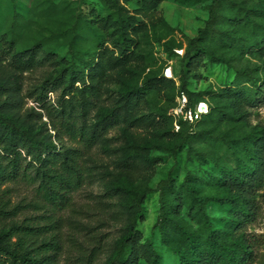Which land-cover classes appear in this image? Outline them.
Returning a JSON list of instances; mask_svg holds the SVG:
<instances>
[{
	"label": "trees",
	"instance_id": "obj_1",
	"mask_svg": "<svg viewBox=\"0 0 264 264\" xmlns=\"http://www.w3.org/2000/svg\"><path fill=\"white\" fill-rule=\"evenodd\" d=\"M11 1L12 14L0 33V193L7 192L3 188L9 183L25 181L34 185L49 206L50 213L43 217L52 223L31 222L27 218L19 221L20 207L9 208L8 201L2 199L0 264H57L61 245L56 234L49 235V229L64 220L62 216L54 219L55 213L71 207L73 194L89 183L104 189L93 197L105 218L115 223L126 222L106 264H141L142 260L161 264V253L153 241L142 243L138 230L139 222L145 220L146 200L154 193L158 194L160 204L154 227L161 230L166 246L178 256V264H250L253 249L240 229L252 217L248 190L264 174V139L253 133L234 136L230 131L204 130L217 116L234 118L231 111L220 105H209V113L196 124L180 120V130L173 132L181 142L173 146V152L197 135L238 145L236 165L214 177L223 187H237L241 195L236 196L205 194L202 177L191 173L182 183L171 172L156 188L141 186L140 181L148 174L146 166H155L158 157L144 158L132 153L118 160L113 171L100 170L94 150L111 128L145 124L153 127L161 118L175 128L171 112L153 108L163 87L176 88L174 78L153 73L132 85L122 79L118 104L107 109L103 96L115 74L124 72L134 61L133 47L137 41L133 32L141 20L119 0H103L111 11L91 16L70 14L67 21L62 17L66 5L61 7L55 0H48L46 6L36 0ZM159 1L142 0L148 10L157 7ZM208 8L206 26L197 37L189 39L182 54V73L173 71L181 81L177 93L185 92L191 107L204 99L205 93L191 90L189 83L190 73L204 56L214 65L227 64L226 55L234 52L249 51L264 58V16L259 15L264 9L256 5L245 7L236 0H212ZM37 18L57 19L61 25L49 36L29 37L28 31ZM57 47L68 48L69 61L59 55ZM65 61L66 65H60ZM46 65L55 69L34 96L41 110H29L24 95L26 76ZM78 82L81 87L76 86ZM235 84V94L253 102L262 94L264 65L261 69L237 70ZM60 89L62 95L56 105L49 103V91ZM147 105L151 116L140 115ZM94 111L98 115L96 121L91 120ZM43 112L49 124L43 121ZM212 201L234 210L222 226H216L208 213ZM184 210L196 226L183 217ZM100 250V245L93 246L91 255L97 258Z\"/></svg>",
	"mask_w": 264,
	"mask_h": 264
},
{
	"label": "rangeland",
	"instance_id": "obj_2",
	"mask_svg": "<svg viewBox=\"0 0 264 264\" xmlns=\"http://www.w3.org/2000/svg\"><path fill=\"white\" fill-rule=\"evenodd\" d=\"M36 1L44 2L46 6L48 0ZM55 1L61 7L66 5L64 10L66 12L62 15L66 21L70 14L84 13L91 16L112 10L103 0ZM119 1L141 22L133 32L137 41L133 47L134 61L124 72L115 74L114 81L103 96V104L107 109L118 104L119 92L123 87L122 79H126L132 85L153 73L165 75L168 68L179 75L182 73L185 65L180 51L185 50L189 39L197 37L199 30L206 26L209 18L208 7L212 2V0H160L157 7L148 10L142 0ZM236 1L243 2L245 7L256 5L264 9V0ZM12 9L11 0H0V33L7 25ZM259 15L264 16V13L261 11ZM59 25L61 24L57 19H38L31 25L28 35L33 38L49 36ZM240 30L244 32V28ZM107 45L113 48L110 43ZM57 52L66 57L67 61L70 60L67 47H57ZM226 57L227 64L214 65L208 63V58L204 56L197 69L189 75L190 89L205 93L203 102L210 106L220 105L233 113L234 118L228 115L217 116L203 129L213 132L230 131L234 136L253 133L264 139V85L262 94L251 103L246 102L244 95L235 94L236 71L244 68L261 69L264 58L249 51L230 53ZM67 61L60 65H66ZM54 69L55 66L46 65L27 74L24 95L26 108L29 110H41L34 96L40 92L46 77L49 73H54ZM174 81L176 88L172 90L168 86L163 87L161 94L154 100L153 108L162 107L170 113L176 106L177 90L181 84L179 76H175ZM76 86L81 87V83L78 82ZM61 95L62 89L56 92L49 91V103L56 105ZM43 113V121L49 124L48 117L45 112ZM140 115L151 116L149 105L143 108ZM97 117V111H94L91 120L96 121ZM51 128L49 125L50 132L54 133ZM174 131L179 130L168 125L164 118L156 120L153 127H147L145 124L139 127L119 125L111 128L94 150L95 158L101 165L100 170L113 171L118 160L132 153L136 156L140 154L144 158L158 157L160 160L155 166H146L148 174L140 181L141 186L156 188L171 172L172 176L182 183L187 174L191 173L202 177L201 184L205 194L220 197L241 195L237 187H223L221 181L214 179L218 174L226 172L230 166L236 165L235 151L240 149L236 143L230 146L229 143H222L208 135H197L186 142L178 152H173V146L181 143L180 137L173 135ZM3 189L7 192L0 193V204L3 199V202L8 201L9 208L19 206L17 217L19 221L27 218L31 222L52 223L50 219L43 217L44 214L50 213L49 206L34 185L18 181L5 185ZM103 191L104 189L96 183H89L73 194L71 207L55 213L54 219L62 216L64 220L49 229L51 231L49 235L56 234L61 245L57 264H106L113 243L122 235L126 222L109 221L101 213L93 195ZM247 196L252 204V217L240 232L246 236L253 249L254 255L250 264H264V174L254 188L248 190ZM159 208L158 194H151L144 205L145 220L138 224L142 243L153 241L161 253V264H178V256L166 246L161 230L154 227L158 220ZM233 211L229 205L214 201L208 205V213L216 226H222L224 220L232 216ZM182 215L190 225L196 226L195 221L188 217L187 210H184ZM95 245L102 247L97 258L91 255ZM141 264L147 263L142 260Z\"/></svg>",
	"mask_w": 264,
	"mask_h": 264
},
{
	"label": "built area",
	"instance_id": "obj_3",
	"mask_svg": "<svg viewBox=\"0 0 264 264\" xmlns=\"http://www.w3.org/2000/svg\"><path fill=\"white\" fill-rule=\"evenodd\" d=\"M180 52L183 54L184 50ZM165 76L174 78L171 68L166 69ZM209 110V104L203 101L198 103L196 107H191L189 105L188 95L185 92H181L177 96L176 106L171 111V114L174 117V126L177 130H180V120L190 124H196L204 117L205 114L209 113Z\"/></svg>",
	"mask_w": 264,
	"mask_h": 264
}]
</instances>
